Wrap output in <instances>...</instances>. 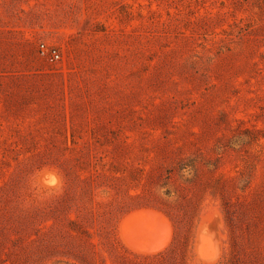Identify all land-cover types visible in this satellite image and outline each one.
<instances>
[{"label": "rangeland", "instance_id": "obj_1", "mask_svg": "<svg viewBox=\"0 0 264 264\" xmlns=\"http://www.w3.org/2000/svg\"><path fill=\"white\" fill-rule=\"evenodd\" d=\"M0 264H264V0H0Z\"/></svg>", "mask_w": 264, "mask_h": 264}, {"label": "bare ground", "instance_id": "obj_2", "mask_svg": "<svg viewBox=\"0 0 264 264\" xmlns=\"http://www.w3.org/2000/svg\"><path fill=\"white\" fill-rule=\"evenodd\" d=\"M46 177L50 178L49 175H46ZM140 212L144 214L143 211H140ZM140 212H137L131 215L130 218H134V217L136 218L139 214H141ZM147 217H149L148 218L149 220L156 219L157 224L155 226L153 225L154 227H152V226L142 223L143 222L142 220L141 221L134 220L133 227L135 228V231L139 232V234H141L142 236H139V235L132 236L130 238L131 239L130 242L132 244V247L139 249V250L148 251V250H154L158 248L160 245H162L167 240L168 230H167V227L164 229L163 220H161L159 217H156L153 215L147 216ZM199 235H200V239L198 242V249L199 251H203L207 254V256L203 257L202 259L204 261L215 260L219 253L218 240L216 239V237L214 236L212 232L207 231V230H201Z\"/></svg>", "mask_w": 264, "mask_h": 264}, {"label": "built area", "instance_id": "obj_3", "mask_svg": "<svg viewBox=\"0 0 264 264\" xmlns=\"http://www.w3.org/2000/svg\"><path fill=\"white\" fill-rule=\"evenodd\" d=\"M43 47V45H42ZM47 51V54L49 55V57L52 59V60H55L59 57V54L58 52L56 51V49L52 48V49H49V48H43L42 49V52L43 51Z\"/></svg>", "mask_w": 264, "mask_h": 264}, {"label": "trees", "instance_id": "obj_4", "mask_svg": "<svg viewBox=\"0 0 264 264\" xmlns=\"http://www.w3.org/2000/svg\"><path fill=\"white\" fill-rule=\"evenodd\" d=\"M162 252H158V253H155V254H148V255H144V258H147V259H149V258H157V257H159V256H162Z\"/></svg>", "mask_w": 264, "mask_h": 264}, {"label": "water", "instance_id": "obj_5", "mask_svg": "<svg viewBox=\"0 0 264 264\" xmlns=\"http://www.w3.org/2000/svg\"><path fill=\"white\" fill-rule=\"evenodd\" d=\"M197 253H198V252H197ZM198 255H199L201 258L207 256V254H206L205 252H203V251H199Z\"/></svg>", "mask_w": 264, "mask_h": 264}]
</instances>
